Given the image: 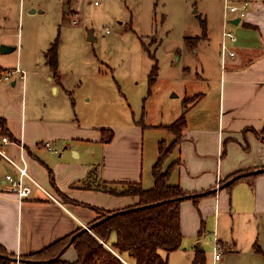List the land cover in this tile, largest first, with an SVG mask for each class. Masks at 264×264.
Segmentation results:
<instances>
[{"label":"crops","instance_id":"1","mask_svg":"<svg viewBox=\"0 0 264 264\" xmlns=\"http://www.w3.org/2000/svg\"><path fill=\"white\" fill-rule=\"evenodd\" d=\"M255 4L242 21L243 28L236 30L237 41L228 42L229 50L236 55L221 53L220 80L209 79L207 83H217L215 92L211 88L198 92L196 88L204 83L198 76L192 81V89L184 91L182 107L166 122L147 111L140 121L109 127L79 120L66 101L72 93L60 72L61 44L56 74L45 56L59 36L44 39V48H34L26 60L18 57L17 67L26 72L23 81L17 77L4 80L0 68V116L6 120L10 134L0 132V149L18 163L24 157L29 174L50 194L28 181L33 187L32 195L20 202L6 181L8 174L17 173L16 169L0 154V247L15 255L16 264H48L47 260L20 259L79 229L92 232L90 226L102 213L138 205L139 196L115 195L107 189L123 190L129 184L152 189L160 143L165 150L172 147L176 138L167 127L183 115L186 126L179 143L165 159L164 169L172 166L170 184L180 186L187 194H211L181 203L183 240L178 250L170 252L174 257H168L169 264L173 260L193 264L197 250L204 251L205 264H264V135H258L264 127V21L263 16L259 17V12H264L259 11L261 4ZM221 19L217 29L208 24L210 18L205 16L206 36L202 30L197 40L218 38L222 48L224 31L235 24L227 25L225 9ZM40 73L46 76L48 85H40L45 82ZM197 97L185 108V99ZM162 110L160 107L159 112ZM104 129L109 130L105 136L110 130L114 134L110 142L103 140ZM3 137L9 142H3ZM237 173L241 177L222 189L223 180ZM233 203L242 208L247 222L238 233L235 229L224 233L221 210L224 207L232 211ZM206 209L216 219L209 234L222 244L219 260L215 259L214 247L208 254L204 247L202 235L208 221L202 214ZM57 258L72 263L78 259L72 242Z\"/></svg>","mask_w":264,"mask_h":264},{"label":"rangeland","instance_id":"2","mask_svg":"<svg viewBox=\"0 0 264 264\" xmlns=\"http://www.w3.org/2000/svg\"><path fill=\"white\" fill-rule=\"evenodd\" d=\"M231 1L236 5L248 2L251 9L261 4L259 11L264 12V0ZM66 4L71 8L67 13ZM224 9L225 0H0V68L4 72L15 69L19 56L26 60L34 48H44V39L59 36L60 72L72 93L66 101L79 120L109 127L140 121L147 111L166 122L182 107L184 91L192 89L198 76L204 81L196 88L198 92L208 88L215 92L217 83H207L220 80L221 44L214 37L212 41L197 39L205 16L218 29ZM259 13L264 21V14ZM243 25L229 27L237 39L236 30ZM2 46L15 50L3 53ZM155 65L157 81L151 84ZM40 76L45 81L40 85H48L46 76ZM226 184L223 180L222 189L228 188ZM241 211L234 203L232 211L222 207L224 233L233 229L238 233L245 227L247 217ZM202 215L208 221L202 235L208 254L215 247L216 239L209 232L216 219L209 209ZM162 255L174 257L165 251ZM172 264L182 263L173 260Z\"/></svg>","mask_w":264,"mask_h":264},{"label":"trees","instance_id":"3","mask_svg":"<svg viewBox=\"0 0 264 264\" xmlns=\"http://www.w3.org/2000/svg\"><path fill=\"white\" fill-rule=\"evenodd\" d=\"M203 37L206 36V23L201 22ZM60 37H58L46 52L47 63L56 74L58 70V52ZM143 47L147 49L143 43ZM148 51V50H147ZM157 66L155 65L150 73V83L154 84ZM194 99H185V108L188 102ZM186 126V118L183 115L167 129L175 135V142L169 150H165L163 143H160V158L153 168L154 187L144 190L139 184H129L123 190L109 188L107 192L115 195H137L140 203L117 212L102 213L100 218L90 226L92 232L79 229L75 233L65 237L45 249L27 255L20 260L40 261L47 260L48 264H169L168 257L162 255L178 250L182 244L183 233L181 230V203L188 198H198L211 194L189 195L178 185L170 184L172 166L164 169V163L171 150L176 146ZM1 135H9L6 120L0 116ZM109 130H103V140L110 142L113 139V132L105 136ZM262 137L264 127L258 132ZM263 138V137H262ZM264 172V171H263ZM241 173H237L238 176ZM234 175L233 177H236ZM226 181L230 186L237 181ZM230 182V183H229ZM77 252L78 259L75 262H67L58 259V255L67 247L70 240ZM57 258V259H56ZM18 259L15 255L7 253L0 247V264H16ZM193 264H205L203 250H197Z\"/></svg>","mask_w":264,"mask_h":264},{"label":"built area","instance_id":"4","mask_svg":"<svg viewBox=\"0 0 264 264\" xmlns=\"http://www.w3.org/2000/svg\"><path fill=\"white\" fill-rule=\"evenodd\" d=\"M95 4L97 5L98 3L96 2ZM250 9L251 5L248 2L236 5L231 3L230 0H226L225 13L227 25H230L232 23V20L235 18H239L241 22L246 20ZM78 14L79 13H77V15ZM77 22L78 20L75 19L74 23ZM236 41L237 36L235 35V33L230 28H227L223 33L222 54L225 55L227 53L230 57H234L236 55V52L229 50L228 42L235 43ZM2 77L6 81H12L16 77L20 78L23 81L26 77V72L18 66L13 70L4 72ZM3 142L8 143L9 139L7 137H3ZM46 146L52 148L49 143H46ZM0 154L3 155L9 161V163L16 169L17 173L8 174L6 176V181L10 185L11 191L16 195L20 202L28 199L32 195L33 187L28 183V181H31L34 185L42 189L45 193L50 196V194L45 191V189H43V187L39 183H37L29 174L27 170L26 160L24 157H22V163H18L12 158H10L8 155H6L5 152L1 149ZM222 248V244L216 239L214 247L216 260H219L221 257Z\"/></svg>","mask_w":264,"mask_h":264},{"label":"water","instance_id":"5","mask_svg":"<svg viewBox=\"0 0 264 264\" xmlns=\"http://www.w3.org/2000/svg\"><path fill=\"white\" fill-rule=\"evenodd\" d=\"M69 11V5L68 4H66L65 5V12L67 13ZM31 12H36L35 10H32ZM240 22V19L239 18H237V19H234L233 21H232V23L233 24H235V25H237L238 23ZM90 39H94V37H93V35H91V38ZM13 50H15V47H8V46H2V52L3 53H7V52H11V51H13ZM240 176V175H239ZM238 177H235V178H233L230 182H233L234 180H236ZM229 182V183H230ZM86 230H88V229H86ZM72 240L73 239H71V241L69 242V244L72 242ZM68 244V245H69Z\"/></svg>","mask_w":264,"mask_h":264}]
</instances>
